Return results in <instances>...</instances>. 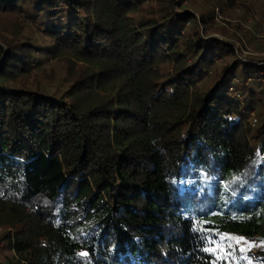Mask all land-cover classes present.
<instances>
[{
    "label": "trees",
    "instance_id": "1",
    "mask_svg": "<svg viewBox=\"0 0 264 264\" xmlns=\"http://www.w3.org/2000/svg\"><path fill=\"white\" fill-rule=\"evenodd\" d=\"M145 1L0 0L51 42L0 36V264H264L230 240L264 241V94L229 92L259 67ZM61 57L67 92L18 80Z\"/></svg>",
    "mask_w": 264,
    "mask_h": 264
},
{
    "label": "rangeland",
    "instance_id": "2",
    "mask_svg": "<svg viewBox=\"0 0 264 264\" xmlns=\"http://www.w3.org/2000/svg\"><path fill=\"white\" fill-rule=\"evenodd\" d=\"M175 2L173 8L176 13L181 14L187 11L194 15L197 29L202 36H205V39L215 38L223 43L231 44L240 61L259 67L256 70L257 73L252 72L250 79L243 78L246 82L232 77L230 82L233 83V87L229 89V92L236 96L246 92L243 93V100H241V103L245 105L252 101L250 88L255 90L260 98L264 94V0H175ZM154 9H156L155 0H146L134 16L147 15ZM202 16L208 22V29H204L202 25ZM23 17L19 12L0 11V36L7 37L8 40L30 41L36 44L34 47L37 51L36 58L41 59L45 57V53L41 52L45 48H50L51 42L48 37L37 31L39 26L25 21ZM187 27L190 28L191 24ZM228 61L229 57L226 56L223 60L213 64L211 70L216 72L221 64L225 65ZM69 66L71 67L64 57L49 58L42 66L32 68L29 73L21 74L18 80L33 86H35L34 83L45 85L49 87L51 93H56V91L59 94L65 93L67 86L76 78L73 70L70 74L67 73ZM75 68L79 71V67ZM210 80L211 78L207 80V83ZM262 98L264 99V96ZM255 111L256 109H253L248 114L249 120L255 118ZM7 233L11 234L13 230L0 227V261L14 256L3 237ZM230 240L232 248L234 247L233 252L241 249L254 256L256 252L264 249V241L257 239L256 236L251 239L231 236ZM219 249L218 257L223 262L222 264H239L235 257L233 261L230 259L225 247L219 244Z\"/></svg>",
    "mask_w": 264,
    "mask_h": 264
},
{
    "label": "snow or ice",
    "instance_id": "3",
    "mask_svg": "<svg viewBox=\"0 0 264 264\" xmlns=\"http://www.w3.org/2000/svg\"><path fill=\"white\" fill-rule=\"evenodd\" d=\"M205 251H212V249H204ZM81 256H86L87 255V253H81L80 254Z\"/></svg>",
    "mask_w": 264,
    "mask_h": 264
}]
</instances>
